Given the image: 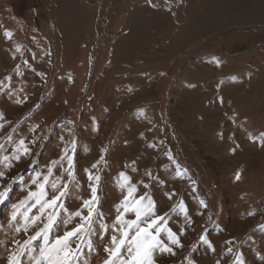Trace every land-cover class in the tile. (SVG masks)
Here are the masks:
<instances>
[{
	"label": "rangeland",
	"instance_id": "1",
	"mask_svg": "<svg viewBox=\"0 0 264 264\" xmlns=\"http://www.w3.org/2000/svg\"><path fill=\"white\" fill-rule=\"evenodd\" d=\"M0 113V156L21 138L32 150L3 181L23 178L0 205V264L13 237L26 239L7 227L12 204L65 147L78 184L63 200L68 212L90 196L85 169L100 176L108 225L122 171L160 214L184 201L191 223L183 214L169 220L184 247L155 253L156 264H237L238 255L264 264V0H0ZM66 167L51 179H67ZM65 217L60 211L50 240ZM109 235L95 225L79 264H103Z\"/></svg>",
	"mask_w": 264,
	"mask_h": 264
},
{
	"label": "snow or ice",
	"instance_id": "2",
	"mask_svg": "<svg viewBox=\"0 0 264 264\" xmlns=\"http://www.w3.org/2000/svg\"><path fill=\"white\" fill-rule=\"evenodd\" d=\"M151 6L157 7L155 4ZM3 34L9 40L13 37L11 31L6 30ZM15 51L22 54L19 45ZM38 75L43 76V73H38ZM6 79H10V77ZM17 103H21V101L17 100ZM3 119L4 115L0 113V120ZM38 127L39 125L35 126V128ZM2 128L3 125H0V129ZM249 138L253 139L254 143L256 142V138ZM61 139L63 140V138ZM258 139L264 143V133H261ZM8 140L13 142L11 136L8 137ZM13 143L14 147L11 153L0 156V205L9 199L12 185L23 179L16 176L5 184L3 181L7 179V173L22 160L32 155L31 147L24 138ZM31 143L34 144L35 141ZM70 147L72 151L75 150V140L71 141ZM0 148H3V145H0ZM105 151L106 149H101V156L92 165L93 169L98 168L99 164L104 161L103 153ZM169 159L173 158L169 156ZM65 160L67 167L64 168V174L67 179L62 175L52 180L54 168L58 164L63 167ZM132 170L136 171L135 168ZM85 172L90 182V196L88 199H83L81 207L74 212H68L63 203V200L71 193L72 187H78V184L75 183L74 162L72 156L69 155L68 147L63 149L59 160L50 162L46 173H37L31 179V185L34 187L29 188L24 199L11 206L7 227L17 234L23 232L26 239L20 240L13 237L15 247L9 250L7 264H23L26 254L29 264H79L83 248H92L91 237L97 224L105 234L110 233L108 242L103 249L106 253L103 264H156L155 253L175 256V249L184 247L181 242L183 231H173L169 227L172 215L183 214L185 221L191 223L187 205L182 199L168 211L160 214L156 200L149 193L137 196V186L131 182V177L122 171L118 174L117 180V186L123 193L122 199L115 205V218L112 224L108 225L104 223V214L99 210L97 192L100 176H93L89 169H85ZM146 175L151 178L150 172H146ZM176 175H181L178 165ZM237 179H239L238 175ZM157 183L163 185L164 182L157 179ZM143 186L144 188L149 187L148 184ZM175 195V192L165 193L168 200H171ZM201 205L206 207L203 201H201ZM34 209L35 211H33ZM60 211L66 213L65 219L62 221L65 230L62 235H57L50 240V234L54 228L58 227ZM129 213L133 218H129ZM73 221L76 222L73 224ZM70 224L73 225L71 228L68 227ZM30 231H32L31 235L28 234ZM41 239L43 243L39 248L33 247L34 242ZM201 239L211 247L206 237L202 236ZM228 251L231 252V249L229 248ZM236 262L244 264L243 258L239 255L236 257ZM188 264H193V261L189 260Z\"/></svg>",
	"mask_w": 264,
	"mask_h": 264
}]
</instances>
